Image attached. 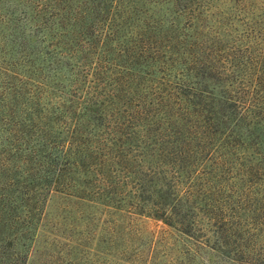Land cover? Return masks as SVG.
Returning <instances> with one entry per match:
<instances>
[{"label": "rangeland", "instance_id": "1", "mask_svg": "<svg viewBox=\"0 0 264 264\" xmlns=\"http://www.w3.org/2000/svg\"><path fill=\"white\" fill-rule=\"evenodd\" d=\"M0 227L16 264H264V0H0Z\"/></svg>", "mask_w": 264, "mask_h": 264}, {"label": "trees", "instance_id": "2", "mask_svg": "<svg viewBox=\"0 0 264 264\" xmlns=\"http://www.w3.org/2000/svg\"><path fill=\"white\" fill-rule=\"evenodd\" d=\"M36 17V14L33 16V18H35ZM2 175H6V174H2ZM80 199H82V198H84V197H79ZM82 200H84V199H82ZM89 202H92V201H89ZM92 203H94V201L92 202ZM110 207L111 208H113V209H115L116 211L117 210H120L119 209V206L118 205H110ZM6 226H8V227H11V224L10 223H8ZM1 228V227H0ZM217 234H218V230H215L214 231V235H213V237H217ZM3 238H1V240H2ZM4 240H7V239H4ZM35 242V239H31V240H29V243L25 246V244H21V246H24V247H27V249L29 248L30 249V247L32 246V244ZM81 242H83V241H75L74 242V246H76V247H85V244H82ZM203 242V241H202ZM203 244H205V243H203ZM205 245H207L208 246V243H206ZM209 247H211V246H209ZM0 248H2L1 246H0ZM212 248V247H211ZM28 249V250H29ZM23 253V251H21V250H19V249H15L14 251H12V252H9V253H6V254H4V257H0V264H16L15 262L16 261H18V259H19V256L21 255ZM28 251H26V253H25V263H26V260H27V258H28Z\"/></svg>", "mask_w": 264, "mask_h": 264}]
</instances>
